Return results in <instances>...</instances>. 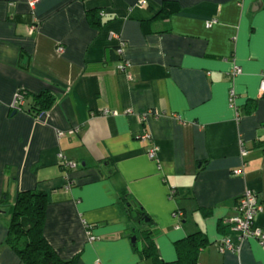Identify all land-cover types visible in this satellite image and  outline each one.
<instances>
[{
    "label": "crops",
    "instance_id": "obj_1",
    "mask_svg": "<svg viewBox=\"0 0 264 264\" xmlns=\"http://www.w3.org/2000/svg\"><path fill=\"white\" fill-rule=\"evenodd\" d=\"M139 1L0 0V264H20L5 242L9 209L31 189L47 194L43 235L63 260L149 264L130 241L126 193L152 219L163 261L200 230L197 264H264L254 239L238 252L215 245L246 188L264 206V0ZM119 39L131 78L114 68ZM16 88L25 110L13 113ZM42 91L52 100L37 111Z\"/></svg>",
    "mask_w": 264,
    "mask_h": 264
},
{
    "label": "trees",
    "instance_id": "obj_2",
    "mask_svg": "<svg viewBox=\"0 0 264 264\" xmlns=\"http://www.w3.org/2000/svg\"><path fill=\"white\" fill-rule=\"evenodd\" d=\"M51 100V95L42 91L33 97V107L37 111L46 109ZM22 110H25L24 106ZM176 193L177 189H174V194ZM3 201L1 199L0 203ZM121 203L127 217L135 223L131 233V236L136 237L133 247L139 250L149 264H197L198 252L208 244L202 231L197 230L177 241V258L174 262L167 263L156 252V230L152 219L126 193H123ZM46 204L47 194L44 191L31 189L18 192L9 209L5 242L18 255L20 264H76V256L63 260L46 241L43 235ZM178 211L180 212H176Z\"/></svg>",
    "mask_w": 264,
    "mask_h": 264
},
{
    "label": "built area",
    "instance_id": "obj_3",
    "mask_svg": "<svg viewBox=\"0 0 264 264\" xmlns=\"http://www.w3.org/2000/svg\"><path fill=\"white\" fill-rule=\"evenodd\" d=\"M38 0H27L29 7L32 9ZM140 6H145L146 1L141 0L138 3ZM214 20L207 22V26H210ZM33 26L28 28V31L31 33L33 31ZM125 47V42L122 39H119L118 44L115 47V54L117 59L115 61L114 68L116 71L125 73L127 77L131 78L130 74L127 72L131 63L123 56V51ZM63 50L62 45L56 46V51L61 52ZM240 72V68L236 65H233L230 74L232 76L238 74ZM260 83L258 88V93L260 96H264V71L261 72L260 75ZM26 92L21 88H16L13 97L10 103V109L14 111H22V107L25 103ZM234 97L235 93L232 89L229 92V105L235 108L234 105ZM237 110V109H236ZM104 114L108 113L107 109L102 111ZM115 114V111L111 112ZM238 114V112H237ZM77 131L76 128H70L66 131H57V136L61 137L67 134H73ZM138 138L142 140H149L150 135L147 131H143ZM158 147L155 144H152L147 148V155L150 159L157 158ZM241 154L245 155L246 150L241 149ZM61 156V164L66 168H76V162L67 160L65 157ZM243 166L242 164L240 169H233L231 171L232 175H243ZM171 194H174V190H171ZM264 210V206H262L261 200L259 199V195L256 191L246 188L236 199V203L234 205V215L225 219V225L228 226L229 232L223 235L221 238L217 240L215 243L218 251L220 253L225 252H238L240 250V245L243 241L247 239H254L260 244H264V228L259 226L256 222L257 215ZM181 213L175 212V216L179 217ZM90 239H94L93 236Z\"/></svg>",
    "mask_w": 264,
    "mask_h": 264
},
{
    "label": "water",
    "instance_id": "obj_4",
    "mask_svg": "<svg viewBox=\"0 0 264 264\" xmlns=\"http://www.w3.org/2000/svg\"><path fill=\"white\" fill-rule=\"evenodd\" d=\"M15 111H13V113H14ZM135 240H136V237L133 235V236H131V238H130V241H131V243H134L135 242Z\"/></svg>",
    "mask_w": 264,
    "mask_h": 264
},
{
    "label": "rangeland",
    "instance_id": "obj_5",
    "mask_svg": "<svg viewBox=\"0 0 264 264\" xmlns=\"http://www.w3.org/2000/svg\"><path fill=\"white\" fill-rule=\"evenodd\" d=\"M138 245H139V242H138Z\"/></svg>",
    "mask_w": 264,
    "mask_h": 264
}]
</instances>
